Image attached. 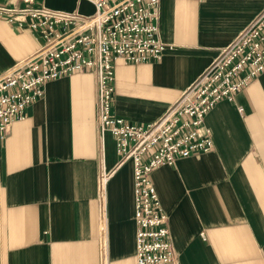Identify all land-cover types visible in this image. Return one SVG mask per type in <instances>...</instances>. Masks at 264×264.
Listing matches in <instances>:
<instances>
[{"label": "crops", "instance_id": "0c3cea01", "mask_svg": "<svg viewBox=\"0 0 264 264\" xmlns=\"http://www.w3.org/2000/svg\"><path fill=\"white\" fill-rule=\"evenodd\" d=\"M91 14L83 0H38ZM18 4L20 1H18ZM264 8V0H160L158 61L115 65L113 113L157 119ZM0 19V75L39 45ZM93 73L45 86L25 118L0 131V264H136L132 164L97 125ZM241 109V110H240ZM213 147L154 170L178 264H264V72L206 115ZM104 226V229H103Z\"/></svg>", "mask_w": 264, "mask_h": 264}, {"label": "built area", "instance_id": "2783aa9c", "mask_svg": "<svg viewBox=\"0 0 264 264\" xmlns=\"http://www.w3.org/2000/svg\"><path fill=\"white\" fill-rule=\"evenodd\" d=\"M18 1L0 0V19L33 32L40 42L0 75V131L25 118V109L44 97L48 82L93 73L98 132L102 139L112 136L118 156L113 170L102 161L99 189L105 194L115 170L131 162L136 264H178L151 174L212 149L206 115L264 72V8L157 119L135 123L113 113L115 65L158 61L171 49L158 37L160 0H83L92 5L91 14Z\"/></svg>", "mask_w": 264, "mask_h": 264}]
</instances>
